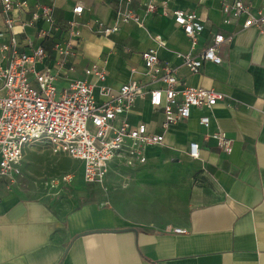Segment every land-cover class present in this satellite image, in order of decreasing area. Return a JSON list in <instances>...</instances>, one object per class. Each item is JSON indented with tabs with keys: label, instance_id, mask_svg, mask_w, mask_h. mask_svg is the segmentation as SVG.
<instances>
[{
	"label": "crops",
	"instance_id": "obj_1",
	"mask_svg": "<svg viewBox=\"0 0 264 264\" xmlns=\"http://www.w3.org/2000/svg\"><path fill=\"white\" fill-rule=\"evenodd\" d=\"M15 1L26 5L13 10L11 31L0 4V45L13 41L26 53L42 47L45 55L33 69L49 72L57 92L77 80L94 84L98 101L129 82L146 91L163 88L143 65L142 53L153 48L175 68L178 89L199 86L223 99L164 130L163 111L137 100L114 125L123 118L145 123L163 142L146 147L143 164L112 160L101 184L84 182L77 160V176L59 174L73 173L71 184L45 197L0 179V264H264V24L242 29L243 17L224 24L221 0H53L51 23L39 7L49 0ZM246 1L264 13V0ZM149 3L155 10L148 13ZM77 5L80 14L73 12ZM176 9L196 12L203 23L194 48L174 22ZM119 13L132 18L121 21ZM99 23L118 30L102 35ZM217 33L230 37L218 49L222 64L206 62L191 73L177 54L197 56ZM7 58L0 51L2 66ZM93 66L106 74L104 82L85 74ZM28 77L35 82L32 72ZM203 115L210 117L208 128L199 124ZM217 130L231 140L230 154L212 138ZM191 142L200 147L197 159L187 154ZM33 146L24 150L21 170Z\"/></svg>",
	"mask_w": 264,
	"mask_h": 264
},
{
	"label": "built area",
	"instance_id": "obj_2",
	"mask_svg": "<svg viewBox=\"0 0 264 264\" xmlns=\"http://www.w3.org/2000/svg\"><path fill=\"white\" fill-rule=\"evenodd\" d=\"M52 2L49 0L39 4L41 16L48 23H51ZM221 3L224 24L242 17V29L253 25L260 28L264 24V13L258 11L253 15L251 5L246 0H221ZM0 4L5 24L11 31L14 26L13 10L21 9L26 2L0 0ZM82 9L81 5H77L73 12L80 14ZM154 10L155 6L149 3L146 11L149 13ZM37 16V13H33V19ZM119 18L128 21L132 15L119 13ZM173 18L194 48L204 28L198 14L176 9ZM133 19L139 26L143 25L138 18ZM99 26L98 32L105 36L118 30L117 26L106 27L102 23ZM78 29V22L72 21L70 32L77 35ZM229 41L230 37L217 33L197 56L188 52L178 53L177 57L182 59L183 65L191 73L198 74L206 62L222 64L218 49L221 44ZM12 43L0 45V51L8 57L5 66L0 64V179L10 182L22 173L21 163L26 147L44 143L50 145L54 153H64L79 161L84 182L101 184L112 160L121 159L129 166L143 164L146 161V147L163 142V135L151 131L145 123L131 124L127 118H123L119 126L114 125L117 116L130 111L137 100L148 99L152 107L163 111L161 129L164 130L170 124L188 119L192 109L209 111L223 99L222 94L199 86L178 89L175 68L161 61L153 48L144 51L141 57L148 76L152 81L156 79L162 82L163 88L146 91L142 84L129 82L108 99L98 101L94 96L95 85L86 80H77L67 89L57 92L49 72L37 73L33 69V65L43 59L44 49L37 47L26 53L19 51ZM58 50L67 54L63 48ZM29 72L33 73L35 82L28 77ZM85 74L96 76L99 82L106 79V74L94 66L86 69ZM99 88L104 95L109 94L104 85ZM199 124L208 128L210 117L201 116ZM211 136L226 154L231 153L232 142L222 131L217 130ZM187 154L197 159L200 155L198 143H189ZM73 179V173H62L51 178L48 184L52 190L59 192L71 184ZM174 232L182 234L187 231L176 228Z\"/></svg>",
	"mask_w": 264,
	"mask_h": 264
},
{
	"label": "rangeland",
	"instance_id": "obj_3",
	"mask_svg": "<svg viewBox=\"0 0 264 264\" xmlns=\"http://www.w3.org/2000/svg\"><path fill=\"white\" fill-rule=\"evenodd\" d=\"M251 13L256 15L253 9H251ZM29 150L32 152L28 151L27 158L23 161L22 173L12 181L18 190L30 191L37 197H45L57 192L49 187L48 182L51 178L64 171L75 172L77 176L80 163L68 155L64 153L55 154L49 145L43 143L37 144ZM65 191L71 192L73 187Z\"/></svg>",
	"mask_w": 264,
	"mask_h": 264
},
{
	"label": "bare ground",
	"instance_id": "obj_4",
	"mask_svg": "<svg viewBox=\"0 0 264 264\" xmlns=\"http://www.w3.org/2000/svg\"><path fill=\"white\" fill-rule=\"evenodd\" d=\"M24 156V155H23Z\"/></svg>",
	"mask_w": 264,
	"mask_h": 264
}]
</instances>
